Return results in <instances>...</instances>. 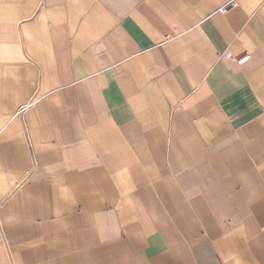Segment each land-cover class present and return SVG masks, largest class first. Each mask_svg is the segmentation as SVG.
Here are the masks:
<instances>
[{"label":"crops","instance_id":"crops-1","mask_svg":"<svg viewBox=\"0 0 264 264\" xmlns=\"http://www.w3.org/2000/svg\"><path fill=\"white\" fill-rule=\"evenodd\" d=\"M226 1L0 0V264H264V0Z\"/></svg>","mask_w":264,"mask_h":264},{"label":"built area","instance_id":"built-area-1","mask_svg":"<svg viewBox=\"0 0 264 264\" xmlns=\"http://www.w3.org/2000/svg\"><path fill=\"white\" fill-rule=\"evenodd\" d=\"M239 6V0H227L226 3L220 7V11H229L231 9L237 8ZM264 9V4L262 5ZM251 57L250 53H245L236 58L238 64H242L244 61Z\"/></svg>","mask_w":264,"mask_h":264}]
</instances>
